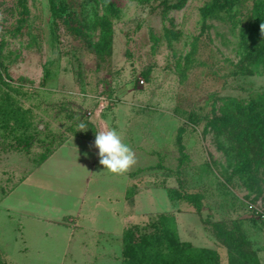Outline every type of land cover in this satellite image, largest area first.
Returning a JSON list of instances; mask_svg holds the SVG:
<instances>
[{"label": "rangeland", "instance_id": "rangeland-1", "mask_svg": "<svg viewBox=\"0 0 264 264\" xmlns=\"http://www.w3.org/2000/svg\"><path fill=\"white\" fill-rule=\"evenodd\" d=\"M55 3L0 0V94L29 127L0 123V263L121 264L124 229L169 215L219 264L227 238L264 264V150L221 123L235 101L264 108V58L242 47L264 40V0ZM101 108L136 154L126 173L98 162Z\"/></svg>", "mask_w": 264, "mask_h": 264}, {"label": "trees", "instance_id": "trees-1", "mask_svg": "<svg viewBox=\"0 0 264 264\" xmlns=\"http://www.w3.org/2000/svg\"><path fill=\"white\" fill-rule=\"evenodd\" d=\"M100 2L103 9L110 7V0H96ZM50 9L53 13L58 14L55 0H50ZM205 14L208 11H204ZM103 28L101 29L100 42L97 44V49L104 46L105 52H110V24L107 19L101 20ZM242 47L246 52V57L258 56L264 58V40L255 44L253 48L242 43ZM250 48V49H248ZM102 48L97 52L102 53ZM101 50V51H100ZM0 84L10 87L6 81L3 80L0 71ZM11 97L3 92L0 94V123L3 129L8 126L9 120L13 119L19 126L24 125V118L20 116L22 113L16 110L17 107L12 106ZM238 116L234 119H227L221 122L225 126L232 125L237 121L241 125V132L246 135L245 141H241L246 151H253L258 153L264 150V108L259 99L250 100L246 105H242L235 101ZM20 114V115H19ZM23 115V114H22ZM22 124V125H21ZM17 126V127H19ZM25 129L29 128L28 124L24 125ZM9 128H13L10 127ZM177 141L180 143V133L177 135ZM181 147V146H180ZM182 148V147H181ZM246 156L248 154L246 153ZM196 199V197H194ZM159 226L152 223L153 232H144L136 235L134 229L126 228L121 234L122 244V258L121 264H219L218 253L211 248L196 247L189 242L181 241L178 237L174 218L169 215H162L159 217ZM231 237V236H229ZM227 246L230 248L229 264H262L258 257L252 253L243 251L239 243L234 239L227 238L225 240ZM5 264V263H0Z\"/></svg>", "mask_w": 264, "mask_h": 264}, {"label": "clouds", "instance_id": "clouds-1", "mask_svg": "<svg viewBox=\"0 0 264 264\" xmlns=\"http://www.w3.org/2000/svg\"><path fill=\"white\" fill-rule=\"evenodd\" d=\"M260 30L264 33V23L260 25ZM85 127L83 123L79 125L81 130ZM94 147L98 149L99 164L113 174L126 173L137 162L134 150L123 141L116 128L109 127L107 130L97 132Z\"/></svg>", "mask_w": 264, "mask_h": 264}, {"label": "crops", "instance_id": "crops-1", "mask_svg": "<svg viewBox=\"0 0 264 264\" xmlns=\"http://www.w3.org/2000/svg\"><path fill=\"white\" fill-rule=\"evenodd\" d=\"M95 116L98 118L97 119V121H96V125L98 124V126L97 127H99V129H102V130H107L109 127H112V128H115L114 126H110V122H109V120L107 119V118H103L102 116H101V114H100V112L99 111H97L96 113H95ZM101 127V128H100ZM117 129V128H116ZM54 153V152H53ZM8 156V154L7 153H5V155H3V158L2 159H5L6 157ZM49 156H51V154H49ZM48 156V157H49ZM3 163V162H2ZM7 166H0V170L2 171V170H5V169H7L6 168Z\"/></svg>", "mask_w": 264, "mask_h": 264}, {"label": "built area", "instance_id": "built-area-1", "mask_svg": "<svg viewBox=\"0 0 264 264\" xmlns=\"http://www.w3.org/2000/svg\"><path fill=\"white\" fill-rule=\"evenodd\" d=\"M139 83H140V84L143 83V80H142V79H139ZM102 108H103V106H102ZM102 108L99 110V112L102 110ZM261 217H262L261 220H263V219H264V218H263V217H264L263 214L261 215ZM261 217H260V218H261Z\"/></svg>", "mask_w": 264, "mask_h": 264}]
</instances>
